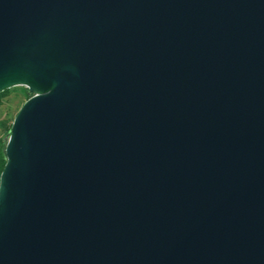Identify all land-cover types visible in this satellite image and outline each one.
Instances as JSON below:
<instances>
[{
    "label": "water",
    "instance_id": "95a60500",
    "mask_svg": "<svg viewBox=\"0 0 264 264\" xmlns=\"http://www.w3.org/2000/svg\"><path fill=\"white\" fill-rule=\"evenodd\" d=\"M0 264H264V0H0Z\"/></svg>",
    "mask_w": 264,
    "mask_h": 264
},
{
    "label": "rangeland",
    "instance_id": "374dc122",
    "mask_svg": "<svg viewBox=\"0 0 264 264\" xmlns=\"http://www.w3.org/2000/svg\"><path fill=\"white\" fill-rule=\"evenodd\" d=\"M28 96V90L24 86H15L0 92V153L5 147L4 138L13 119Z\"/></svg>",
    "mask_w": 264,
    "mask_h": 264
},
{
    "label": "trees",
    "instance_id": "16d2710c",
    "mask_svg": "<svg viewBox=\"0 0 264 264\" xmlns=\"http://www.w3.org/2000/svg\"><path fill=\"white\" fill-rule=\"evenodd\" d=\"M31 96H32V95L29 94L28 98H30ZM11 125H12V124H11ZM10 130H11V127H10V129H9V131H8V133H7V135H6L5 138H4V143H5V144H6V137L9 136V134H10ZM4 149H5V147L3 148V151L0 153V174H1L2 170H3V167H4L5 162H6Z\"/></svg>",
    "mask_w": 264,
    "mask_h": 264
}]
</instances>
